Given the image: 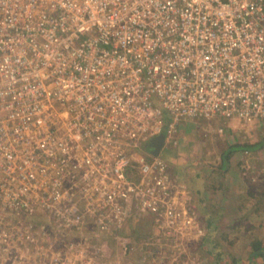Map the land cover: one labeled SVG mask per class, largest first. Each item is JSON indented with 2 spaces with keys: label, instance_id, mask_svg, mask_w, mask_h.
I'll return each mask as SVG.
<instances>
[{
  "label": "built area",
  "instance_id": "obj_1",
  "mask_svg": "<svg viewBox=\"0 0 264 264\" xmlns=\"http://www.w3.org/2000/svg\"><path fill=\"white\" fill-rule=\"evenodd\" d=\"M216 115L264 121V0H0V264H97L136 216L193 261L204 227L150 143Z\"/></svg>",
  "mask_w": 264,
  "mask_h": 264
},
{
  "label": "rangeland",
  "instance_id": "obj_2",
  "mask_svg": "<svg viewBox=\"0 0 264 264\" xmlns=\"http://www.w3.org/2000/svg\"><path fill=\"white\" fill-rule=\"evenodd\" d=\"M243 127L245 124L243 125L238 118L188 119L180 127L179 143L165 149L162 153V156L173 163V166L176 167L179 163L181 176L176 173L178 180L180 177L183 180L181 183L186 185V191L191 196L202 226H205L204 234L197 241V244L204 241L208 237V233L212 235L209 240L210 260V256L201 254L200 248L196 249V242H193L192 245L195 249L194 255L197 253L193 261L186 260L183 256L180 261L165 259L160 252L162 243L158 242L155 237L150 219L136 216L124 231L127 240L108 243L106 249L108 251L105 250L108 255L104 251L103 255L96 258L94 262L97 264H211L215 257L212 253L222 251L225 252L224 256L222 254L225 258L221 264H248V260H240V248L241 253L247 248L242 245L240 247V225L244 221L240 220L243 213L240 209V196L242 195L241 204L246 206L244 199L247 192L245 190L240 193V165L241 162L247 163L248 161V164H254L249 169L256 170L257 162L260 168H264V149L261 150L262 154L259 153L260 163L257 157L252 156V153L243 155L240 154V150L233 151L230 158H227L226 162L224 160L225 151L232 144L240 143V128ZM137 151H139L137 154L140 156L141 150L138 149ZM247 154L249 156H246ZM262 179L264 177H259V190L255 199L261 207H264V180ZM250 207L254 208L250 205L247 206V209ZM243 214L245 216V213ZM263 215L264 213L258 218ZM263 222L259 226L260 231H262L261 238H264L263 228L261 229ZM158 224H162V222L155 221L154 227ZM256 237L255 234L254 237H245L242 241ZM246 243L248 241L244 242V244ZM41 244H43L42 241ZM57 246H53V248ZM60 247L62 246L60 245ZM65 250L66 248L62 247V253ZM54 260L59 262V260ZM252 261L253 264H264L262 259ZM82 262L83 260H76L73 257L66 261H60L59 264H79Z\"/></svg>",
  "mask_w": 264,
  "mask_h": 264
},
{
  "label": "crops",
  "instance_id": "obj_3",
  "mask_svg": "<svg viewBox=\"0 0 264 264\" xmlns=\"http://www.w3.org/2000/svg\"><path fill=\"white\" fill-rule=\"evenodd\" d=\"M243 125L245 124V127L240 128V145H253V148L251 149H240V154H245V153H252V156L257 157L258 162L260 159V154L261 150L264 149V121H259L256 123H246L243 120H240ZM243 139V140H242ZM248 151V152H247ZM262 154V153H261ZM246 156H249L247 154ZM260 163V162H259ZM258 166L256 170L254 169H249L254 166V164L250 163L248 164L245 162H241L240 165V193H243L245 190L246 196L244 199V204H241L242 202V195L240 196V209L244 214L242 213V216L240 217V220H244L243 224L240 225V247L241 245L247 247L244 252L241 253V248H240V260L245 261L248 260V264H253L254 259H257L259 261L260 259L264 260V254L263 256H256L253 258V256L260 251H264V238H261V232L260 231V224L262 221H264V215L262 217H259V215H262L264 213V207H261L259 205V202H257L256 193L259 190L258 188V182L259 180L258 177L262 175L263 169ZM176 178H178V174L173 173ZM255 176H256V181H255ZM179 181H183L179 177ZM247 187H249V190H247ZM252 205L254 208L250 207V209H247V206ZM247 209V210H246ZM255 209V210H254ZM241 213V212H240ZM264 223V222H263ZM204 229L205 226L203 225ZM258 228V229H257ZM263 228L264 231V224H262L261 229ZM256 230V232H255ZM207 231V227H206ZM256 234V238H251L250 240L247 239L248 243L244 244L246 241H242L243 238L245 237H254ZM244 235V236H242ZM212 235L208 233V237L205 238L204 241L196 242V249L200 248L201 249V254L210 256L209 260L211 259V250L209 248L210 245V239ZM205 249V251H204ZM207 251V252H206ZM225 252L219 251L218 253H212L215 255L213 261H211V264H215L216 261L218 260V263L216 264H221L223 263V260L225 257H223ZM200 254V253H199ZM223 254V256H222ZM197 255V253L195 254ZM195 255L194 258H195ZM221 255V256H217ZM194 264V263H193Z\"/></svg>",
  "mask_w": 264,
  "mask_h": 264
},
{
  "label": "water",
  "instance_id": "obj_4",
  "mask_svg": "<svg viewBox=\"0 0 264 264\" xmlns=\"http://www.w3.org/2000/svg\"><path fill=\"white\" fill-rule=\"evenodd\" d=\"M215 118H218L219 116L218 115H216V116H214ZM219 118H221V117H219ZM209 119V118H208ZM165 143H166V138H165V136H160V137H157V138H155L154 140H152L151 141V143H150V146H151V148H152V153L155 155V156H159V154L160 153H162L163 151H164V149H165ZM263 254H264V251H260L259 253H257V254H255L254 256H253V258L256 256V258L258 257V256H263Z\"/></svg>",
  "mask_w": 264,
  "mask_h": 264
},
{
  "label": "trees",
  "instance_id": "obj_5",
  "mask_svg": "<svg viewBox=\"0 0 264 264\" xmlns=\"http://www.w3.org/2000/svg\"><path fill=\"white\" fill-rule=\"evenodd\" d=\"M253 148V145H240V143H236V144H232V146L227 150L225 151L224 153V160L226 162L227 158L229 159L230 156L233 154V151H236V150H240V149H251ZM173 173H178L180 176H181V167L178 163V165L172 169ZM35 220H39V219H36ZM205 240V239H204ZM108 248L110 249V247L108 246Z\"/></svg>",
  "mask_w": 264,
  "mask_h": 264
},
{
  "label": "flooded vegetation",
  "instance_id": "obj_6",
  "mask_svg": "<svg viewBox=\"0 0 264 264\" xmlns=\"http://www.w3.org/2000/svg\"><path fill=\"white\" fill-rule=\"evenodd\" d=\"M221 118H222V117H221ZM175 162H176V161H175ZM176 163H177V162H176ZM172 164H173V163H171V165H172ZM177 164H178V163H177ZM173 168H175V166L172 165V169H173Z\"/></svg>",
  "mask_w": 264,
  "mask_h": 264
}]
</instances>
